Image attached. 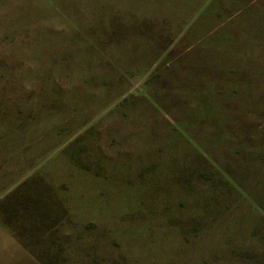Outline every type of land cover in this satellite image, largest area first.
I'll use <instances>...</instances> for the list:
<instances>
[{
	"label": "rangeland",
	"instance_id": "obj_1",
	"mask_svg": "<svg viewBox=\"0 0 264 264\" xmlns=\"http://www.w3.org/2000/svg\"><path fill=\"white\" fill-rule=\"evenodd\" d=\"M0 264H264V0H0Z\"/></svg>",
	"mask_w": 264,
	"mask_h": 264
}]
</instances>
